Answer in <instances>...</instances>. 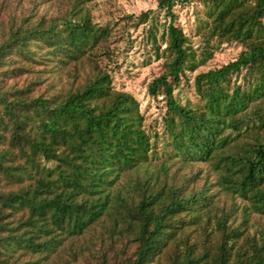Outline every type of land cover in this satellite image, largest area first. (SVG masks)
Instances as JSON below:
<instances>
[{
	"label": "trees",
	"instance_id": "16d2710c",
	"mask_svg": "<svg viewBox=\"0 0 264 264\" xmlns=\"http://www.w3.org/2000/svg\"><path fill=\"white\" fill-rule=\"evenodd\" d=\"M56 1L63 8L50 15L38 10L43 1L0 18V264H62L64 249L75 262L66 242L98 224L109 250L97 264H264V225L250 230L251 215H264V0H199L198 58L174 11L193 0H157L168 18L162 50L154 10L128 16L151 21L147 35L164 57L147 85L165 107L152 136L138 100L99 64L114 27L92 21L85 5L94 0ZM210 40L241 51L191 83ZM81 67L65 90L47 81ZM243 70L245 86L232 81ZM181 83L196 102L177 98ZM201 162L217 190L209 171H193Z\"/></svg>",
	"mask_w": 264,
	"mask_h": 264
},
{
	"label": "rangeland",
	"instance_id": "374dc122",
	"mask_svg": "<svg viewBox=\"0 0 264 264\" xmlns=\"http://www.w3.org/2000/svg\"><path fill=\"white\" fill-rule=\"evenodd\" d=\"M45 1L41 6H38V10L42 13L49 11L48 15L55 13L57 10L63 8V4L55 0H5L0 3V18H4L8 12L14 11L19 14L27 13L33 4H38ZM86 8L90 14L93 22L99 24H109L114 27L115 35L112 41L109 43L110 57L102 56L99 58V64L105 68L112 77V83L115 88L129 91L138 100L140 110L143 114V125L148 132L153 135V131L161 132L162 130V116L165 111L164 100L161 96L153 98L147 94V85L155 77H157L163 71L164 57H155V53L150 43L148 34V28L151 25V21L146 24H136V19L129 18L130 15H138L140 12L152 9L155 16L156 25L155 33L158 43L161 42V48L163 49L164 43L161 40V30L163 24L168 23V18L165 17L164 12L157 8V0H94L88 2ZM174 11L177 14L176 24L181 26L186 35L189 38V45L196 51V56L200 55L199 50L202 49L203 43L206 41L201 32L198 31V18L201 16L203 6L199 0H193L189 2H178L174 5ZM133 19V20H132ZM153 30V28H152ZM208 48L211 52L210 57L204 63L199 64L196 69L189 73L190 82H193V77L199 73L204 72L210 68L219 67L229 61L237 58L241 51L240 44L236 42L231 43H218L215 40L209 41ZM39 67V65H36ZM70 69V74L66 71L58 73L56 75L50 74L47 77L49 83H53L57 88L67 89L72 80L79 79L80 72H85V68L81 67L79 72L73 74V70ZM36 70V69H35ZM244 70L236 76L232 77V81L245 84L243 76ZM36 75L46 77V73L35 72ZM21 82V80H18ZM250 81V79L248 80ZM190 83V84H191ZM45 88V83L41 85V89ZM175 93L177 98L181 102H188L193 104L197 101L195 90L188 85L181 83L176 88ZM188 170L190 168H187ZM193 171L200 170L203 173L208 171L211 173L208 183H212L211 190L215 191L219 188L216 184V174L211 171L210 162L194 163L192 166ZM204 178H200L194 184L200 186L204 182ZM219 202L221 204H229L231 199L229 194L221 191L218 193ZM237 202H240L237 199ZM228 206V205H226ZM252 222L250 230H255L264 225V215H258L253 213L250 217ZM102 225L98 224L91 227L84 235L79 238L69 239L66 242V247L74 249L76 252L77 261L70 264H97V255L100 251L109 250L108 241L101 240V234L103 238ZM123 244L127 243V240H122ZM119 244V242H117ZM103 244V248L99 249V246ZM128 249V247H127ZM130 250V249H128ZM59 261L62 264H67L66 260L69 258V253L66 249L58 256Z\"/></svg>",
	"mask_w": 264,
	"mask_h": 264
}]
</instances>
